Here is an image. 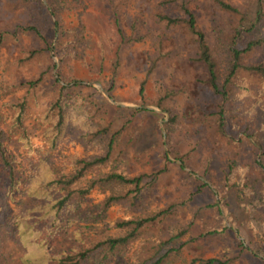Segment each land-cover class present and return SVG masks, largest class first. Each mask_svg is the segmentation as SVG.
I'll list each match as a JSON object with an SVG mask.
<instances>
[{
    "label": "rangeland",
    "instance_id": "1",
    "mask_svg": "<svg viewBox=\"0 0 264 264\" xmlns=\"http://www.w3.org/2000/svg\"><path fill=\"white\" fill-rule=\"evenodd\" d=\"M20 1L0 0V31L6 33L0 47V113L10 115L5 104L27 96L24 124L33 145L43 143L40 116L56 96L59 75L62 83L77 81L83 84L78 90L93 93L101 105L99 116L103 122L113 121L114 130L128 116V108L145 109L118 136L106 170L127 177L164 171L155 179H144L139 209L113 205L99 227L114 234L112 225L119 218L164 210L159 230L163 234L184 231L181 241H187L170 264L215 256L233 258L232 264H263L264 82L245 71L239 75L244 85L230 104L233 138L224 137L214 117L217 97L198 60L194 36L183 23L167 24L158 18L159 14L183 17L180 0H63L65 6L58 11L59 34L50 21H40L45 24L46 44L33 33L18 30L13 35V25L31 16ZM187 1L223 71L224 50L218 43H226L237 16L219 8L214 0ZM225 1L240 9L250 7L248 0ZM63 42L75 43V54L70 55L73 50L68 49L60 62L57 52L65 49ZM31 49L42 52L26 58ZM245 61L264 63V45L250 51ZM41 76L38 85L28 89L26 82ZM142 83L143 98L139 95ZM166 90L173 95L157 105ZM115 106L123 107L120 114ZM172 117L177 121L167 130ZM251 133L257 142L243 137ZM7 148L17 160L25 154L14 139ZM93 152L67 136L54 155L62 163L67 155ZM103 196L98 189L91 190L83 207L92 210ZM15 197L20 199V195ZM24 202L27 205L11 203L14 215L29 205L28 199ZM209 230L219 234L200 236ZM52 242L56 251L75 246L64 235ZM22 253L14 239L0 240V264H21ZM126 259L117 255L105 264H124Z\"/></svg>",
    "mask_w": 264,
    "mask_h": 264
},
{
    "label": "trees",
    "instance_id": "2",
    "mask_svg": "<svg viewBox=\"0 0 264 264\" xmlns=\"http://www.w3.org/2000/svg\"><path fill=\"white\" fill-rule=\"evenodd\" d=\"M248 1L250 7L240 9L225 0H214L219 8L237 16V22L226 43H218L219 48L224 50L223 71L205 34L197 27L187 0H180L179 3L183 17L158 15L167 24L183 23L186 31L194 36L198 60L204 65L207 83L217 97L218 106L214 117L218 131L224 137L230 134V138H233L230 130L235 127L230 115V104L244 85L239 75L245 71L264 82V63L249 64L245 61L250 51L264 45V0ZM20 2L31 16L29 21L13 25V35L18 30L33 33L46 44L45 24L40 21H50V26L58 33V11L65 6L64 1ZM5 34L0 31V47ZM63 45L65 49L57 52L60 62L68 56V49L73 50L70 55L75 54V43ZM41 52L40 49L28 50L26 58ZM41 80L42 76L26 82L28 89L35 88ZM61 80L59 75L55 81L58 86L56 96L40 116L42 145H33L24 124L28 108L27 96L5 104L10 115L0 113V240L10 237L20 243L23 250L21 264H84L88 260L92 264H105L109 258L117 255L127 256L124 264H170L187 241H181L184 231L163 234L159 230L166 211L119 218L112 225L117 231L114 234L98 225L113 205L128 204L133 209H139L144 179L149 176L155 179L157 174L164 171L160 169L151 175L127 177L120 172L106 170L113 161L118 136L128 127L132 118L145 109L128 108V116L114 130L113 121L103 122L99 116L101 105L93 93L78 90L82 83H62ZM139 95L144 97L143 83ZM172 95V91L166 90L157 105L161 106ZM115 108L119 114L122 112L123 107ZM175 121L176 117H172L166 129L172 130ZM67 136L84 148L95 149L96 152L81 157L67 155L66 160L60 163L54 152ZM248 136L257 142L254 133L243 135L245 138ZM12 139L25 150L20 160L7 148V143ZM231 173L230 167L226 174L227 180ZM93 189H98L104 196L92 206V210H87L83 205ZM16 195H20L19 200ZM26 199L29 205L14 215L11 203L27 205L24 202ZM217 234V230H209L200 236L214 237ZM59 235L72 239L75 246L69 251H56L52 241ZM233 261V258L216 256L196 257L188 264H232Z\"/></svg>",
    "mask_w": 264,
    "mask_h": 264
}]
</instances>
